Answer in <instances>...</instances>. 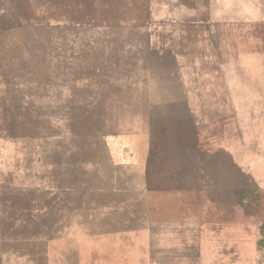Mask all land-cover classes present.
<instances>
[{"label":"rangeland","instance_id":"rangeland-1","mask_svg":"<svg viewBox=\"0 0 264 264\" xmlns=\"http://www.w3.org/2000/svg\"><path fill=\"white\" fill-rule=\"evenodd\" d=\"M0 264H264V0H0Z\"/></svg>","mask_w":264,"mask_h":264}]
</instances>
